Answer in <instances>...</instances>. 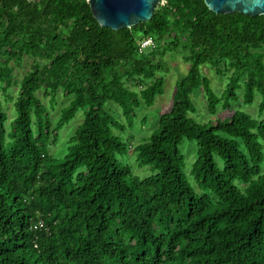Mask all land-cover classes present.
I'll return each instance as SVG.
<instances>
[{
  "label": "trees",
  "instance_id": "1",
  "mask_svg": "<svg viewBox=\"0 0 264 264\" xmlns=\"http://www.w3.org/2000/svg\"><path fill=\"white\" fill-rule=\"evenodd\" d=\"M163 1L151 20L114 31L98 24L88 0H0V264H264V119L237 111L199 124L189 116L196 90L214 115L237 99L245 75V102L258 91L264 110V15ZM149 37L157 46L140 55L138 42ZM168 52H182L190 68L172 110L133 147L138 165L155 173L141 180L117 159L132 145L112 133L125 126L105 106L118 105L132 126L136 109L164 92ZM26 57L33 63L17 82L11 64ZM206 64L233 70L220 96L201 74ZM14 86L8 124L1 96ZM42 90L70 99L55 126ZM79 110L66 153L51 154ZM184 139L198 143L191 174L203 195L183 172Z\"/></svg>",
  "mask_w": 264,
  "mask_h": 264
},
{
  "label": "rangeland",
  "instance_id": "2",
  "mask_svg": "<svg viewBox=\"0 0 264 264\" xmlns=\"http://www.w3.org/2000/svg\"><path fill=\"white\" fill-rule=\"evenodd\" d=\"M164 62L168 67V72L164 74V92L158 95L155 99V103L152 107H147L142 104L136 109V115L134 117L132 126L123 116L121 108L113 102L106 104V110L114 115L124 126L125 130L123 133L120 130L112 129V133L116 136H120L122 141L126 144L132 145L130 149L127 150L125 155L117 156V159L124 165L129 166L130 171L134 177L138 179H144L154 175L149 166L140 167L137 161V155L134 152L133 147L142 144L144 141L148 140L154 130L157 129L159 120L162 115L168 114L174 105L175 95L178 89V83L186 77L188 74L190 64L184 62L182 52H168L164 57ZM33 60L26 57L21 65H14V75L15 81H20L22 77L30 70ZM224 70L223 74H218L215 70L211 69L209 65H203L200 68L201 74L208 78L211 82V87L217 95H221L225 91L226 86L229 82V77L231 76L233 70L228 69L224 64L222 65ZM245 76L240 79V88L237 90V99L231 100L229 105L224 108L222 105L218 107L216 114L212 115L207 109V100L205 98L202 89H198L191 96L192 102L195 106V111L190 113L194 120L199 124H206L210 121H215L217 119L230 118L237 111H243L248 113L253 119L257 121H262L264 119V110H261L260 105L263 101V96L260 92L255 91L254 100L252 103L245 102ZM128 86L132 89H140L133 83H129ZM18 92V87L14 86L10 89L7 94L2 95L1 99L3 101L4 109L9 117L10 124L11 120L15 117L16 112L14 110V100ZM39 98L46 106L50 118L52 120L53 126L56 125L60 117V112L63 108L67 107L70 103L62 91H59L55 97L44 96V92L39 91ZM8 98V99H7ZM84 119V111L79 110L76 116L68 124L63 126L59 131L58 140L55 144L50 142V153L56 155L57 157L63 156L67 151V139L74 135L77 128L82 124ZM263 145L264 154V141H261ZM180 149L185 155V165L183 166V172L187 177L190 185L198 195H203L206 192L200 189L195 178L192 176L191 171L194 162L197 159L198 153V143L197 141L184 139L180 145ZM215 160L220 168H223V160L215 155ZM260 174L264 175V160L260 166ZM240 188H244V185L239 182L236 183Z\"/></svg>",
  "mask_w": 264,
  "mask_h": 264
},
{
  "label": "water",
  "instance_id": "3",
  "mask_svg": "<svg viewBox=\"0 0 264 264\" xmlns=\"http://www.w3.org/2000/svg\"><path fill=\"white\" fill-rule=\"evenodd\" d=\"M95 20L114 31L130 29L151 20L162 0H88ZM216 14L264 15V0H204Z\"/></svg>",
  "mask_w": 264,
  "mask_h": 264
},
{
  "label": "built area",
  "instance_id": "4",
  "mask_svg": "<svg viewBox=\"0 0 264 264\" xmlns=\"http://www.w3.org/2000/svg\"><path fill=\"white\" fill-rule=\"evenodd\" d=\"M27 1H32V0H27ZM161 4L164 5L165 1H161ZM156 41L149 37L146 39H142L138 42V53L140 55H147L149 54L151 51H153L156 48Z\"/></svg>",
  "mask_w": 264,
  "mask_h": 264
}]
</instances>
